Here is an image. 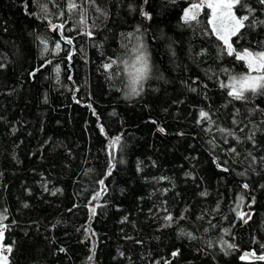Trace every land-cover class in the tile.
Instances as JSON below:
<instances>
[{"label":"trees","instance_id":"trees-1","mask_svg":"<svg viewBox=\"0 0 264 264\" xmlns=\"http://www.w3.org/2000/svg\"><path fill=\"white\" fill-rule=\"evenodd\" d=\"M73 2L0 0L3 264H264V95L221 87L248 69L210 9ZM243 3L230 43L264 51V4Z\"/></svg>","mask_w":264,"mask_h":264},{"label":"snow or ice","instance_id":"snow-or-ice-1","mask_svg":"<svg viewBox=\"0 0 264 264\" xmlns=\"http://www.w3.org/2000/svg\"><path fill=\"white\" fill-rule=\"evenodd\" d=\"M88 2L94 3L95 0H88ZM259 2L264 4V0H259ZM237 5L243 7V0H200V3H194L190 6V8L184 10L182 19L185 23L195 21L197 18V10L204 6L212 10V18L208 22L209 24H212L213 32L216 34L219 40L223 41L228 55H235L237 60L244 61L248 69L247 73L240 74L239 76H230L229 82L227 84L222 83L221 87L227 88V95L232 97L234 100L246 101L248 99L246 93H252L253 95H264V51L252 52L248 49H244L241 53L232 47L230 38L239 33L240 29L245 26L244 21L248 19V16L237 17L234 15L232 9ZM77 7L78 5H76L73 0H69L68 8L70 11ZM251 11L252 9H249V12ZM142 14L146 17L148 16L147 13L142 12ZM217 20L220 21L219 27L216 23ZM53 27L55 28L56 26L53 25ZM60 27L62 28L63 25H60ZM41 42L44 43L43 41ZM68 42L70 43L71 41L69 40ZM59 48L60 45L57 43L56 49L59 50ZM45 50H47V48ZM136 51L137 55L134 57L133 62L134 72L131 74V95H139V91H137L136 86L148 77L150 71L146 54L139 49ZM116 63V60H112L110 63L104 64L103 67L105 70H108ZM0 67H2V65H0ZM58 71L59 69L57 68V72ZM199 115L201 120L208 118V113L204 112L203 110ZM201 120H198L197 123H200ZM101 131H103V129H101ZM161 131H163V129H161ZM220 131L225 130L220 129ZM229 135H231V133H229ZM251 138L252 137H249V139ZM119 140V137L114 138L111 141V146L115 147L119 143ZM232 151H235V149H232ZM224 170L227 171V169ZM99 183L103 185L104 182L100 181ZM244 187L247 188L248 186L244 185ZM202 195H204V193H202ZM97 196H99V193H97ZM95 198L96 197H94V199ZM92 211L94 213L95 209ZM164 219L168 221L169 224L173 221L171 214L165 216ZM181 219H183V217H181ZM229 247L232 246L229 245ZM177 254V252L172 253L173 256H176ZM89 259H91V257H89ZM260 259L264 260V256H261Z\"/></svg>","mask_w":264,"mask_h":264},{"label":"rangeland","instance_id":"rangeland-1","mask_svg":"<svg viewBox=\"0 0 264 264\" xmlns=\"http://www.w3.org/2000/svg\"><path fill=\"white\" fill-rule=\"evenodd\" d=\"M188 8H190V7H188ZM210 9V8H209ZM200 9H198L197 10V13H198V11H199ZM210 11H211V17H210V19L212 18V10L210 9ZM233 11V10H232ZM184 15V14H183ZM183 17V16H182ZM216 23H217V26L219 27V25H220V21L219 20H217L216 21ZM210 27H211V30L213 29V26H212V24H210ZM213 31V30H212ZM214 33V32H213ZM215 34V33H214ZM216 35V34H215ZM223 42V41H222ZM243 52V51H242ZM241 52V53H242ZM245 63V62H244ZM253 74H255V73H253ZM8 250H9V247H5V246H3V243H2V235H1V230H0V264H3V263H5V261H6V253L8 252Z\"/></svg>","mask_w":264,"mask_h":264}]
</instances>
